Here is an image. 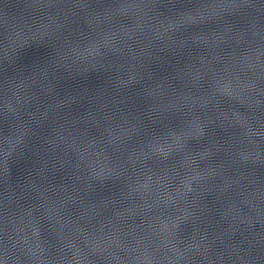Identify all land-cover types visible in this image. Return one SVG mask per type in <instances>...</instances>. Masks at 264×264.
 <instances>
[{
    "label": "water",
    "instance_id": "95a60500",
    "mask_svg": "<svg viewBox=\"0 0 264 264\" xmlns=\"http://www.w3.org/2000/svg\"><path fill=\"white\" fill-rule=\"evenodd\" d=\"M0 264H264V0H0Z\"/></svg>",
    "mask_w": 264,
    "mask_h": 264
}]
</instances>
